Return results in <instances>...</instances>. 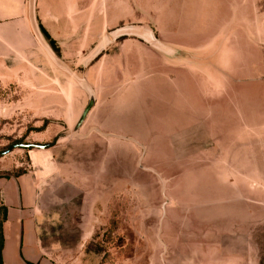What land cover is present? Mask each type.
Segmentation results:
<instances>
[{
    "label": "rangeland",
    "instance_id": "374dc122",
    "mask_svg": "<svg viewBox=\"0 0 264 264\" xmlns=\"http://www.w3.org/2000/svg\"><path fill=\"white\" fill-rule=\"evenodd\" d=\"M117 5L133 13L101 36L130 26L168 49L123 36L82 68L95 44L62 47L96 101L55 144L83 192L62 220L43 223L42 243L65 247L62 264H264V0L212 11V0ZM49 78L68 106L17 108L16 83L0 84V151L72 127L87 95L64 73ZM27 153L0 156V174L27 168Z\"/></svg>",
    "mask_w": 264,
    "mask_h": 264
},
{
    "label": "crops",
    "instance_id": "0c3cea01",
    "mask_svg": "<svg viewBox=\"0 0 264 264\" xmlns=\"http://www.w3.org/2000/svg\"><path fill=\"white\" fill-rule=\"evenodd\" d=\"M228 1L234 4L242 2ZM223 2L225 0H212L210 11L215 4ZM117 3L118 0H35V15L40 29L53 41L58 56L63 59L66 58L62 55L63 46L79 42L94 45L104 29L115 27L133 13V8L128 14L119 11ZM78 54L75 57L78 58ZM38 60L43 65L40 66L42 69ZM25 61H33L30 72H27ZM0 62V84L13 82L16 83L15 89L19 90V98L14 99L18 103L14 107L68 106L65 95L68 90L58 85V78L55 81L49 78L61 77L63 73L51 64L30 32L27 0H0ZM21 66L27 71L22 72ZM33 75L35 78L40 76L41 83L45 84L34 87ZM28 78L31 86L24 83ZM28 94L30 98L23 99ZM56 147L29 149L26 172L18 176H0V201L6 209L2 224L3 264L66 262L62 260V254H55L65 248L62 244L45 246L40 237L43 223L55 224L62 220L64 209L66 211L73 205L83 192L79 175L74 174L76 171L71 168L69 160H58L59 149ZM70 250L71 247L68 248Z\"/></svg>",
    "mask_w": 264,
    "mask_h": 264
},
{
    "label": "water",
    "instance_id": "95a60500",
    "mask_svg": "<svg viewBox=\"0 0 264 264\" xmlns=\"http://www.w3.org/2000/svg\"><path fill=\"white\" fill-rule=\"evenodd\" d=\"M27 20L33 38L35 39L36 43L43 51L47 59L56 69H58L62 73L66 74L67 76L75 80L78 86L86 93L88 100L86 106L82 109L81 113L79 114L78 118L76 119L72 127L70 129L58 133L53 138V141L51 143L44 145V144H34V143L24 144L19 141L13 142L5 150L0 151V156L9 153L11 150L15 148L46 150L55 146L56 142L61 137L75 135L96 101L95 92L91 88V86L83 78H80L71 69L68 63L64 62L58 56V54L53 50V48L49 44L48 39L42 33L36 20L35 0H27ZM123 36H135L140 38L144 42L149 43L150 45H155L159 49H163V50L168 49L167 47L163 46L159 41H157L150 32H145V31L141 32L137 30V28L135 27L122 26V27L114 28L109 32H105L99 38L97 43L90 49L88 54H86L85 56L79 59L78 65L82 68H85L89 63H91L95 58H97L98 55H100L104 50H106L113 42H115L118 38Z\"/></svg>",
    "mask_w": 264,
    "mask_h": 264
},
{
    "label": "trees",
    "instance_id": "16d2710c",
    "mask_svg": "<svg viewBox=\"0 0 264 264\" xmlns=\"http://www.w3.org/2000/svg\"><path fill=\"white\" fill-rule=\"evenodd\" d=\"M41 31L44 34V36L48 39L49 44L51 45L53 50L57 53V50H56V47H55L53 41L49 38V36L46 34V32L44 30L41 29ZM26 150L28 151L29 149H26ZM24 172H26V168L18 167V168H16L13 171V174H10V173H7V172H3V173L0 174V176H5V177L18 176L20 174H23ZM5 211H6L5 206L0 201V264H3L2 263V258H1V250H2V245H3L2 224L5 221ZM24 264H34V263L25 262Z\"/></svg>",
    "mask_w": 264,
    "mask_h": 264
}]
</instances>
